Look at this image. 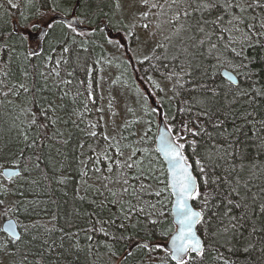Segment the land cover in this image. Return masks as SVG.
<instances>
[{
  "label": "snow or ice",
  "instance_id": "snow-or-ice-1",
  "mask_svg": "<svg viewBox=\"0 0 264 264\" xmlns=\"http://www.w3.org/2000/svg\"><path fill=\"white\" fill-rule=\"evenodd\" d=\"M21 7L14 0L0 2V95L19 101L7 103L13 105L20 129L14 144L0 145V159H10L15 169H4L0 176L18 178L16 191L18 182L37 185L29 178L33 171L61 190L78 177L73 200L90 210L81 211L74 203L59 227L57 215L46 223L10 220L0 229L5 233L0 264H70L73 255L79 259L84 251L81 233L96 255L100 247L117 255L115 246L124 245L120 264L130 259L136 264H205L213 247L216 260L236 264L219 248L231 245L235 251L239 246L245 254L255 250L241 233L251 219L243 173L264 169V119L257 121L246 108L236 111L234 106L243 101L251 107L264 99V0H23L25 10ZM10 9L16 10L15 20ZM85 21L92 25L89 30H78ZM105 45L112 55L104 62L118 60L125 70L130 66L129 79L135 76L134 83L143 85L135 89L148 117L142 134L133 130L141 123L136 118L126 120L118 132L113 121L110 135L108 124L102 123L104 109L95 107L92 73L101 59L92 53L106 51ZM225 64L232 69L223 73L227 84L216 78ZM79 71L82 80L76 78ZM158 94H163L161 100ZM222 100L227 104L221 105ZM108 108L112 111L111 98ZM94 110L100 114L97 119L86 120ZM127 111L136 116V109ZM153 116L170 121L163 130L157 125L155 148L145 146L151 143ZM62 126L86 138L72 149L75 167L56 147L73 138ZM252 130L254 136L249 135ZM69 168L75 177L63 174ZM10 191L0 186V195ZM37 206L36 201H22L10 210L32 218L38 215ZM259 213L264 216V203ZM213 219L218 226L210 233L209 247L197 225L207 231ZM256 231L253 224L249 235ZM98 234L103 241L93 243ZM259 251L264 264V239Z\"/></svg>",
  "mask_w": 264,
  "mask_h": 264
},
{
  "label": "trees",
  "instance_id": "trees-1",
  "mask_svg": "<svg viewBox=\"0 0 264 264\" xmlns=\"http://www.w3.org/2000/svg\"><path fill=\"white\" fill-rule=\"evenodd\" d=\"M0 2H3V0H0ZM14 2L21 3L22 7L21 10H25L23 8V0H14ZM107 10V9H106ZM10 11L13 13L12 19L15 20V14L16 10L10 9ZM0 13H2V10H0ZM98 23L99 21H95ZM89 25V24H88ZM92 26V25H91ZM106 51L102 52L99 48L95 49V51L92 53V58H99L101 59V63L94 65L95 71L92 73V78L94 80V90H95V97H96V106L97 108L102 107V100L104 97V91L102 88H100V82H101V66L103 64V60L106 58V52L107 47L105 45ZM255 53H253L254 55ZM118 63H120L117 60ZM12 71L16 73V76H19V71L17 68V64L14 62L12 64ZM122 68V65H121ZM224 68H228L232 71L231 67L227 64L217 69L216 72V78L218 82L227 84L228 80L223 75L222 70ZM123 69V68H122ZM130 69V68H129ZM69 69H65V72ZM131 71V70H130ZM65 72L61 73L62 77H65ZM130 75V72H128ZM143 73H141L142 75ZM77 79H84V73L83 71H79L76 73ZM135 81V77L133 79H129V83H133ZM12 82H15V77L12 78ZM51 83V81L49 82ZM75 84V80L73 81ZM261 83H264V81H261ZM131 85V93L135 91L136 87ZM136 85V84H135ZM79 87V85H76ZM244 87H247V83L243 85ZM141 87H143L141 85ZM6 90V89H4ZM134 96V95H133ZM163 97V94H158L156 99L161 100ZM7 99H11L14 101V103H19V101L16 100L15 97L9 96L7 98L0 95V101H3V103H0V145L4 144L5 142L9 144H14L18 137H16V131H20V129L16 126L18 122L14 123L16 111L14 108L9 107L12 105L11 103H7ZM134 99L137 103V97ZM221 105H226V101H220ZM173 105L175 106V102H173ZM236 111L242 110V108H246L248 112L253 113V118L257 121L264 119V99H258L256 104L254 106H248L243 101H241L239 104L234 106ZM163 110L167 112L169 109L164 106ZM100 114L96 112L95 110L92 111L89 114H86L85 119L88 121H94L97 119V117ZM103 122L107 123L105 121V113L103 112ZM159 118V116H158ZM148 117H146L145 120H147ZM152 125H151V132L149 134L151 143L149 145H145L151 148H155V136L157 132V125L158 121H156L155 116L152 117ZM239 123V121H237ZM166 123H170V121H166ZM111 123H108V127ZM226 127L229 131H231L232 128V122L231 120L226 121ZM145 128L144 124L141 125H135L133 126V130L136 131L138 134H142L143 130ZM62 130L66 132V136L68 132L70 131L72 133L73 138L70 140V143L67 146H60L56 145V147H61V151L65 152V154L68 156L69 161L72 162L73 167H75L74 161H72V149L75 148V145L77 143V140H80L81 142H86V138L82 136V134L77 133L75 129H65L62 126ZM100 129H97L99 131ZM209 131H212V129L209 127ZM108 133L110 134L109 130ZM19 134V133H18ZM112 135V134H110ZM127 135V133H125ZM250 136L255 135V130H252L249 132ZM131 139V138H130ZM207 140V138H205ZM78 151V150H77ZM30 154V153H29ZM53 155H56L55 149H53ZM155 155V153H154ZM252 155L257 157V163L260 162L258 154L253 150ZM59 159V157H57ZM21 166L25 163L23 160L20 161ZM12 165V162L8 158L0 159V172H2V169L5 166ZM44 167L43 165L41 166ZM47 171V169H45ZM64 175H71L75 177V173L72 171V168H69ZM243 176L245 180L249 182L248 189L244 190L247 195V202L251 205V209H255V213L253 214L251 209H249V214L251 216V219L244 222V227L241 228V233L243 234V237H246L248 239H251L252 243L256 245V249L253 250L250 254L243 253L242 249L237 246V249L233 251L231 249V245L228 247H220L219 253L222 254V256L226 259H229L230 261H235L236 264H248V262H251V264H260L261 261V253L259 251V248L261 247V240L264 239V232H261L260 229L264 228V216H261L259 213V205L261 203H264V169H260L256 171L255 175L250 174L249 172L243 173ZM30 179H36L37 185L31 186L24 182H18L19 183V191H16V187L14 182L18 181V178L13 177L11 180L4 176H0V186H7L11 191L7 194L0 195V199L4 200L3 205H0V229H2V221L5 217L8 216H14L19 225L22 224H29L32 222V220H40L41 222H47L53 215H57L60 217V219L56 222V226H63L64 220L66 218L65 214L71 211V208L73 204L75 203L78 207H81V211L84 210H90V207L88 204H84L82 206L79 205L78 201L73 200L74 196V188L79 186V178L76 177L73 181V184L69 185L67 188H64L61 190L60 186H57L55 184H52L51 186L48 185V182L44 181L42 176L39 172L33 171ZM162 179H164V176H161ZM91 182V181H90ZM153 187H158V185L154 184ZM67 193L65 196L64 193ZM23 193V195H21ZM255 197V203L252 204V199ZM22 201H36L37 207L36 212L38 215L33 216L32 218H25L24 215L17 214L16 212L10 210L12 208H15L16 205L20 204ZM55 201L56 203H53ZM171 204H168V208L170 209ZM197 206V205H195ZM198 207V206H197ZM46 210V211H45ZM167 211V209H165ZM234 214H240L239 210H234ZM168 226L171 228L173 227V224L171 223V216H168ZM253 224L256 226V233L254 236H250V232L252 229ZM210 227L207 231H202L201 226H199V232L202 234L203 238L208 241V246L212 247V237L210 236V233L214 232L218 226V221L216 220H210L209 221ZM5 233L0 231V237H4ZM103 237L99 234L95 237V240L93 243L103 241ZM237 239H240V236H237ZM79 243L81 247L84 248V251L78 253L79 259H77L76 255H73L70 258V264H120L121 260L123 259V253L126 251V248L122 244H117L113 251L117 252V255H110L107 250H105L103 247H100L98 249L99 255H96L94 252L89 251L88 244L89 242L84 238V234L81 233V236L79 238ZM65 246L67 247V242L65 243ZM163 255V253H161ZM217 255L216 248L213 247L212 253L209 255L206 253V260L205 264H222L221 261L216 260L214 257ZM61 264H65V262L62 260ZM129 264H136L134 260H129ZM172 264H175V262H172Z\"/></svg>",
  "mask_w": 264,
  "mask_h": 264
},
{
  "label": "rangeland",
  "instance_id": "rangeland-1",
  "mask_svg": "<svg viewBox=\"0 0 264 264\" xmlns=\"http://www.w3.org/2000/svg\"><path fill=\"white\" fill-rule=\"evenodd\" d=\"M125 3H127V0H124ZM89 23L85 21L82 25L87 26V28L81 27L78 30L82 31H88L90 28ZM141 35H144V33H141ZM106 52V58L112 55V50L109 46H107ZM105 58V59H106ZM122 59L124 57H121ZM119 63L117 60H113L112 64H107L103 60V64L101 66V82H100V88L104 91V97L102 100V108L104 109L105 113V121L108 123H111L108 127V130L110 134H114L112 131L113 127V121L115 123L116 131H120L122 125L126 120L131 121L133 119L139 118L141 119V123L138 125L143 124V120L146 119L147 116H144L143 112L140 110L138 103H136L134 97L136 98L135 91L133 94L131 93V85L133 83H129V76L132 74V68L129 66L127 70L124 69L122 66H117ZM130 68V69H129ZM131 70V71H130ZM130 72V75L128 74ZM135 76H131V79H133ZM119 80V82H117ZM136 84V83H135ZM135 87L141 85H135ZM142 88V87H141ZM134 95V96H133ZM112 99L113 108L112 111H114L117 115L113 116L112 111H109L108 105L109 100ZM8 101H12L11 99H7ZM14 102V101H13ZM9 107L14 108L13 105H10ZM132 108L136 109V116L134 117L132 113L128 112L127 109ZM156 121H158V116H155ZM19 131H16V137H18ZM175 225L173 224L172 231L175 230Z\"/></svg>",
  "mask_w": 264,
  "mask_h": 264
},
{
  "label": "water",
  "instance_id": "water-1",
  "mask_svg": "<svg viewBox=\"0 0 264 264\" xmlns=\"http://www.w3.org/2000/svg\"><path fill=\"white\" fill-rule=\"evenodd\" d=\"M78 27H79V28H81V27L87 28V26H84V25H82V24L78 25ZM225 71H227V72H229V73L232 72L230 69H228V68H224V69L222 70V73H225ZM233 74H234V73H233ZM224 76H225V75H224ZM225 77H226V76H225ZM226 78H227V77H226ZM142 86H143V85H142ZM165 124H166V121H162V120H161V117L159 116V118H158L159 129H160V130H163ZM158 134H159V131H158V127H157L156 136H158ZM156 136H155V138H156ZM155 146H156V145H155ZM4 169H13V170H15V169H14V166H11V165L5 166V167L2 169V171H3ZM6 178H7V177H6ZM171 206H172V205H171ZM171 206H170V208H171ZM194 207H197V206H195V204H194ZM10 220L13 221V222H15L16 224L19 225L17 219H16L14 216H8V217H5V218L3 219V221H2V224H1L2 229L5 228V226L9 223ZM175 227H176V226H175ZM198 227H199V225H197V231H198V234L202 236V234L199 232V228H198ZM175 230H176V228H175ZM175 230H174V231H175ZM202 237H203V236H202Z\"/></svg>",
  "mask_w": 264,
  "mask_h": 264
},
{
  "label": "flooded vegetation",
  "instance_id": "flooded-vegetation-1",
  "mask_svg": "<svg viewBox=\"0 0 264 264\" xmlns=\"http://www.w3.org/2000/svg\"><path fill=\"white\" fill-rule=\"evenodd\" d=\"M90 27H91V25H90Z\"/></svg>",
  "mask_w": 264,
  "mask_h": 264
}]
</instances>
